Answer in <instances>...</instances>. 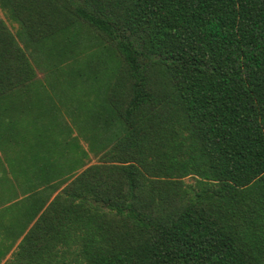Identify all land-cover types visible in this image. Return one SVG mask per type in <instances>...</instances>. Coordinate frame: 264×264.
<instances>
[{
	"label": "trees",
	"instance_id": "trees-1",
	"mask_svg": "<svg viewBox=\"0 0 264 264\" xmlns=\"http://www.w3.org/2000/svg\"><path fill=\"white\" fill-rule=\"evenodd\" d=\"M0 5L7 264H264V0Z\"/></svg>",
	"mask_w": 264,
	"mask_h": 264
},
{
	"label": "rangeland",
	"instance_id": "rangeland-1",
	"mask_svg": "<svg viewBox=\"0 0 264 264\" xmlns=\"http://www.w3.org/2000/svg\"><path fill=\"white\" fill-rule=\"evenodd\" d=\"M0 2H1V0H0ZM0 18L5 22V24L8 26V28L11 30L12 33H14V34L18 33V29H19L18 24H16V22L13 21L9 17L8 10L4 7H1V5H0ZM38 77H41V73L38 74ZM88 155H89L88 156L89 158L87 160L88 161L87 164L94 163L96 161L95 157L90 153ZM0 204H4V203L0 202ZM2 206H5V205H0V208ZM3 215H4V212L0 211V234L3 233V229L8 227L9 223L10 224L12 223V221H10V219L3 218ZM6 248L7 247L0 245V264H7V261L9 259L8 257L11 254L12 249L9 250L8 255L3 256V254H6V252H5Z\"/></svg>",
	"mask_w": 264,
	"mask_h": 264
},
{
	"label": "crops",
	"instance_id": "crops-1",
	"mask_svg": "<svg viewBox=\"0 0 264 264\" xmlns=\"http://www.w3.org/2000/svg\"><path fill=\"white\" fill-rule=\"evenodd\" d=\"M9 222V221H8Z\"/></svg>",
	"mask_w": 264,
	"mask_h": 264
}]
</instances>
